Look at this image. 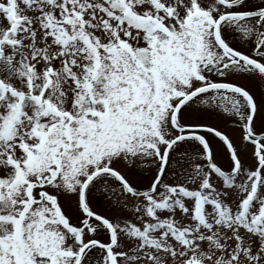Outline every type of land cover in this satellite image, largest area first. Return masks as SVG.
I'll list each match as a JSON object with an SVG mask.
<instances>
[{"label":"snow or ice","instance_id":"1","mask_svg":"<svg viewBox=\"0 0 264 264\" xmlns=\"http://www.w3.org/2000/svg\"><path fill=\"white\" fill-rule=\"evenodd\" d=\"M0 264H264V0H0Z\"/></svg>","mask_w":264,"mask_h":264}]
</instances>
